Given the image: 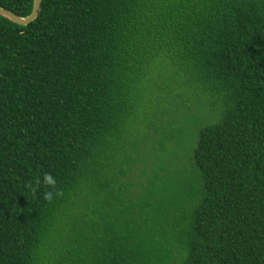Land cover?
Instances as JSON below:
<instances>
[{
  "label": "trees",
  "instance_id": "obj_1",
  "mask_svg": "<svg viewBox=\"0 0 264 264\" xmlns=\"http://www.w3.org/2000/svg\"><path fill=\"white\" fill-rule=\"evenodd\" d=\"M0 264H264V0L0 16Z\"/></svg>",
  "mask_w": 264,
  "mask_h": 264
},
{
  "label": "water",
  "instance_id": "obj_2",
  "mask_svg": "<svg viewBox=\"0 0 264 264\" xmlns=\"http://www.w3.org/2000/svg\"><path fill=\"white\" fill-rule=\"evenodd\" d=\"M42 0H33L32 11L27 17H20L12 11L0 7V16L11 21L18 26H27L35 21L38 16L39 8Z\"/></svg>",
  "mask_w": 264,
  "mask_h": 264
},
{
  "label": "clouds",
  "instance_id": "obj_3",
  "mask_svg": "<svg viewBox=\"0 0 264 264\" xmlns=\"http://www.w3.org/2000/svg\"><path fill=\"white\" fill-rule=\"evenodd\" d=\"M43 184L46 186V188L51 189L43 193L42 198L44 201L51 203L55 198L62 194L56 190V180L52 175L45 174L43 176Z\"/></svg>",
  "mask_w": 264,
  "mask_h": 264
},
{
  "label": "rangeland",
  "instance_id": "obj_4",
  "mask_svg": "<svg viewBox=\"0 0 264 264\" xmlns=\"http://www.w3.org/2000/svg\"><path fill=\"white\" fill-rule=\"evenodd\" d=\"M187 133H185L184 137L182 138V142L185 141V139L188 137V134L190 133L191 135V131L188 129L187 127V130H186ZM187 140V139H186ZM188 141H189V137H188ZM180 175H181V172H180ZM183 176V175H182ZM184 179H181V183H186V182H191L192 181V178L191 176H183ZM180 184V180H173L171 185L172 187L177 190L178 189V186Z\"/></svg>",
  "mask_w": 264,
  "mask_h": 264
}]
</instances>
